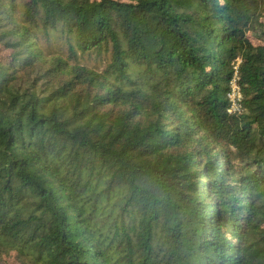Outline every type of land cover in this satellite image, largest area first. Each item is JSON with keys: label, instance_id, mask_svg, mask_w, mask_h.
Segmentation results:
<instances>
[{"label": "trees", "instance_id": "1", "mask_svg": "<svg viewBox=\"0 0 264 264\" xmlns=\"http://www.w3.org/2000/svg\"><path fill=\"white\" fill-rule=\"evenodd\" d=\"M51 261L264 264V0H0V264Z\"/></svg>", "mask_w": 264, "mask_h": 264}, {"label": "built area", "instance_id": "2", "mask_svg": "<svg viewBox=\"0 0 264 264\" xmlns=\"http://www.w3.org/2000/svg\"><path fill=\"white\" fill-rule=\"evenodd\" d=\"M227 104L226 114L230 117L238 118L243 113V95L239 80V61L233 66L232 75L229 80L228 90L225 95Z\"/></svg>", "mask_w": 264, "mask_h": 264}, {"label": "rangeland", "instance_id": "3", "mask_svg": "<svg viewBox=\"0 0 264 264\" xmlns=\"http://www.w3.org/2000/svg\"><path fill=\"white\" fill-rule=\"evenodd\" d=\"M255 34L256 33H253V34H251V36H253ZM50 42L53 44H51L50 48H48V50L51 53L46 54L47 57L58 56L60 54L59 52L61 50V46H60L61 41L58 38H55L54 36H52ZM63 56H66V54H64ZM97 62H98V60L96 59V51H90V52H86L85 59H84V61L81 62V64L83 66H86L88 69H91L97 65ZM47 264H53V263L51 261V262H48Z\"/></svg>", "mask_w": 264, "mask_h": 264}]
</instances>
